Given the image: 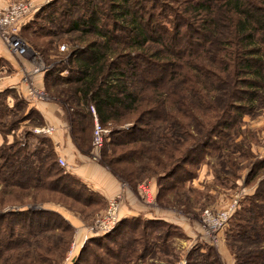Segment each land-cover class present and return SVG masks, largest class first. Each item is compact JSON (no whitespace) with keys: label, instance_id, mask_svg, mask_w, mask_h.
Here are the masks:
<instances>
[{"label":"rangeland","instance_id":"1","mask_svg":"<svg viewBox=\"0 0 264 264\" xmlns=\"http://www.w3.org/2000/svg\"><path fill=\"white\" fill-rule=\"evenodd\" d=\"M18 1H27L34 5L29 15L34 18L29 27L20 30L19 35L31 51L38 53L40 64L47 70L29 76L28 62L13 55L2 42L5 46L0 43V89L6 90L7 95L12 94V91L4 89L6 86H16L19 89L20 102L15 108L19 114L26 110L25 103L21 101L26 102L23 93L27 92L29 84L34 89L43 88L44 98H32L34 101L30 102L49 103L56 109L64 110L62 117L71 132L69 143H72L65 148L67 147V152L71 151L70 153L78 155L74 163L68 154V156L60 154L50 133L47 134L50 141L49 149L55 151L54 156L51 153L50 158L57 160L58 157H63L66 166L62 168L69 173H72L71 166L74 164L81 168L90 164L92 168L89 167V171L98 174L89 175L95 180L92 184L96 186L95 188L102 192L111 188L114 183L116 189L109 200L96 192L97 194L85 196L90 200L81 203L59 196L54 192V187L48 186L47 189L38 192L30 191V195L38 198L36 201L26 198L22 203L12 201L0 208L2 212L17 211L26 207L34 210L46 209L61 216L65 221L64 225L61 220L52 217L56 221L51 223L53 228L47 230L46 234L29 237L30 242L18 245L17 253H22L26 247H31L29 248L31 250H27V254H19L17 264H129L127 262L129 260L132 261L131 264L133 262L134 264H236L228 247V232L233 229V222H237L234 214L228 220L218 241L212 242L208 237L209 228L203 222L202 213L205 210L216 212L225 208L233 198H237V211L247 204L248 197L253 196L258 189H264V102L252 111H247L245 106H241L240 110H229L223 117L227 119L226 123L216 128L215 135L206 142L205 146L195 148V142L203 141L205 132L210 126H205L203 130L195 129L193 120L189 118L196 114L195 111L190 110L185 113L186 117L178 118L180 124L185 127L179 146L181 155H184L174 169L173 177L163 178L159 182L157 176H165L169 167L174 166L180 153H168L169 146L166 145L168 141L165 143V140L161 141L165 149L163 154L162 149L159 150V145L153 140L147 145L137 142L139 135H142L141 140L148 139L145 137L146 134H142L139 130L147 126L142 125L134 130L138 126L134 124L133 127L132 120L128 119L109 121L107 125L102 126L107 130L103 137V145L99 149L94 148L92 137L97 117L93 105L89 104L85 108V105L79 101V96L74 94L75 88H70L58 78L59 75H70L68 69L74 66L73 62H70L74 59L72 58L74 51H88L91 43L99 44L105 40V37L101 36L104 35L103 33L99 35L95 29L88 32L74 29L69 21L79 18L83 12L87 13H84V17L88 16L96 5L101 7L99 12L101 14L98 16L102 20L98 23H108L110 29L108 34L111 36L113 33L111 21L104 15L106 11L103 8L107 6L105 0H92V4L88 5L87 0H0L4 6ZM76 3L80 4L76 5ZM177 5L171 2V7ZM4 6L0 3V7ZM59 10H68L69 15L53 14ZM170 17H173L171 12H166L165 18L170 20ZM166 27L171 29L169 25ZM115 33L113 35L117 37L112 39L111 43L117 48L116 50L129 51L128 36L121 30ZM162 37L166 39L165 35ZM116 41H119V44ZM164 41L167 43L166 40ZM62 45L64 49L60 48ZM173 79L174 85L168 91L181 93L184 87L180 83L181 75H174ZM206 94L208 103L213 105L206 103L204 107L213 106L215 110L210 111L207 118L198 117L202 123L208 121V118L213 121L216 117V120L219 115L217 105L222 107L225 103L224 96L215 91ZM35 95H38L37 91ZM212 96L214 98L217 96L219 100L215 98L214 103ZM174 97L181 98L176 95ZM7 111L6 109L1 116V120L5 123H9L16 116ZM173 111L178 112L176 108ZM75 117L79 119L77 121L79 130L73 132L74 135L72 129L76 127ZM42 120L43 124L38 123L40 120L35 118L36 125L33 127V132L36 128L47 125L43 118ZM24 122L10 133L17 134L20 131L17 135L20 134L22 137L21 135L24 134L22 129L26 126ZM12 140L10 136L5 138L0 135V148L5 149L4 147H7L5 143ZM31 143L33 145L35 140L32 139ZM135 148L141 154L136 152ZM159 152L163 158V165L157 164ZM75 189L86 192L81 186H75ZM111 200L114 202L113 216L116 222L109 231L102 232L97 230L96 221L101 220L107 213ZM126 220L129 221L130 227L135 225V228H138L135 232V237L138 239L132 240L122 236L119 226ZM123 237L125 238L121 241ZM140 240L146 243L148 248L143 252L144 258L135 257L134 253L128 256L126 252L127 258L124 259L123 248L125 246H130L133 250L136 248L137 254ZM193 250L199 253L207 252V259L203 262H195ZM37 253L41 254L35 260L34 256Z\"/></svg>","mask_w":264,"mask_h":264},{"label":"trees","instance_id":"2","mask_svg":"<svg viewBox=\"0 0 264 264\" xmlns=\"http://www.w3.org/2000/svg\"><path fill=\"white\" fill-rule=\"evenodd\" d=\"M171 2L178 5L171 7ZM105 3L104 15L111 21L113 33L108 34V23H98L102 20L98 16L101 7L96 5L88 16L84 17L86 12H83L79 18L69 21L74 29L87 32L95 29L97 34L103 33L101 36L105 40L99 44L91 43L88 51H74V59L70 61L74 66L68 69L70 75H59L58 78L75 88L74 94L79 96L85 108L93 105L101 126L120 119L132 120L133 127L134 124L138 126L134 130L145 125L147 128L139 130L148 139L141 140L142 135H139L137 142L147 145L153 140L159 150L162 149V154L165 149L161 141H168V153L180 154L174 166L166 171L168 173L157 178L159 182L163 178L170 179L184 155H181L179 146L185 127L178 118L186 117L185 113L191 110L196 112L189 117L195 129L210 126L203 141L195 142V148L205 146L215 135L216 128L226 123L227 119L223 117L229 110H240L245 106L247 111H252L264 102V0H105ZM86 4H92V0H87ZM166 12H171L173 17L170 20L165 18ZM58 13L59 16L69 15L68 10L53 14ZM33 18L31 16L21 29L29 27ZM117 30L128 36L129 51H117L111 43L117 37L113 35ZM163 35L166 39L161 38ZM177 74L181 75L180 83L184 86L181 93L168 91L172 89L173 77ZM211 91L224 96L225 103L222 107L217 105L219 115L216 120V117L213 121L208 118L202 123L198 117L207 118V114L215 110L213 106L204 107L206 103L213 105L208 103L206 94ZM6 96V91L0 93V135L6 138L20 123L28 122L22 129V137L17 135L20 131L13 133V140L5 143L7 147L0 148V208L12 201L22 203L26 198L36 201L38 198L30 195V191L38 192L48 186L54 187L59 196L81 203L89 201L85 196L96 192L79 177L64 170L56 159L50 158L55 151H50L46 133L32 131L35 118L43 124L39 112L21 101L26 110L17 114L15 108L20 100L9 108ZM215 98L219 100L217 96ZM215 98L212 96L214 103ZM174 108L178 112L173 111ZM6 109L16 115L9 123L1 120ZM77 121L79 119L75 117L76 127L72 133L79 130ZM32 139L35 140L33 145ZM134 150L141 154L138 149ZM157 164L163 165L160 152ZM75 186L84 187L86 192L75 189ZM233 214L237 222H233V229L228 232V247L236 264H264V189H258L248 197L247 204ZM56 215L46 209L30 207L17 211L0 210V264H17L19 254H27L31 248L26 247L25 251L17 253L18 245L30 242L29 237L46 234L53 228L51 223L56 221L52 217L65 225L63 218ZM119 228L122 236L138 239L135 237L138 228L135 225L130 227L129 221H122ZM138 242L137 254L136 248H123L124 259L127 258L126 252L128 256L134 253L135 257L144 258L143 252L148 248L146 243ZM40 254L37 253L34 259ZM192 254L195 262L207 259V252L193 250ZM127 262L132 263L131 260Z\"/></svg>","mask_w":264,"mask_h":264},{"label":"built area","instance_id":"3","mask_svg":"<svg viewBox=\"0 0 264 264\" xmlns=\"http://www.w3.org/2000/svg\"><path fill=\"white\" fill-rule=\"evenodd\" d=\"M33 6L34 5H32L31 2L18 1L0 8V38L7 45L13 55L28 62L29 69L27 70L29 72V76L44 72L46 69L43 65L40 64L38 53L35 51H31L28 44L19 35L21 27L31 17L29 15ZM60 48L64 49V46L62 45ZM35 91H37L38 95H35ZM26 97H37L39 99H43L44 89H34L30 87L29 84V88L26 92ZM34 131L36 133L50 134L53 131V127L43 126L36 128ZM106 132L107 130L100 124H98V121L95 118L92 137V145L94 148L99 149L102 147L103 137ZM57 161L59 165L66 166V160L63 157H58ZM109 206V210L106 214L103 215L102 219L96 221L97 230H100L102 232L109 231L116 222L113 216L114 202L112 200L110 201ZM237 206V198H233L225 208L217 210L216 212L205 210L202 213L203 222L205 223V226L207 224L209 228L208 237L212 240V242L218 241L220 233L225 229L230 216L236 210Z\"/></svg>","mask_w":264,"mask_h":264},{"label":"crops","instance_id":"4","mask_svg":"<svg viewBox=\"0 0 264 264\" xmlns=\"http://www.w3.org/2000/svg\"><path fill=\"white\" fill-rule=\"evenodd\" d=\"M4 2H7V1H4ZM0 3H1V6H4L3 5L4 3H2V2H0ZM5 6H7V5H5ZM0 8H2V7H0ZM2 42L3 41L0 40L1 45L4 43V42L3 43ZM3 56H4V53H3ZM10 64H12V63H10ZM4 89H10L12 91V94L9 93L5 97V102L8 104L9 108H12L14 106V102L16 100H19L18 99L19 89L16 86H11V85L6 86ZM4 91H6V90L0 89V93L4 92ZM24 96L26 97V92L23 93V97ZM25 100L27 102L28 108L32 107L33 109H35L39 112V114L44 119L45 123L47 124L46 126L53 127L54 130H53L51 135H53L52 138H53L54 143L56 145V150L59 151V153L62 155H65V156L69 155V157L73 160V162L76 161L78 155L74 154L73 152L70 153L71 151L67 152L66 151L67 147L65 148V146H67L69 144L71 145L72 143H69L71 132L69 131L67 124L64 122L65 119L62 117L64 110H62L61 108H58L59 109L58 110V109H56L55 106H51L49 103H37V104H35L33 102H30V101H34L32 98L26 97ZM27 122H28V120L25 121L24 123H27ZM12 135H13V132L7 134L6 138H9V136L11 138ZM89 167L92 168V166L90 164H89V166L87 164V167H83V168H81V166H78L77 164H74L71 166L72 174H74L75 176L79 177L82 181H84L87 184V186L90 187L91 190L101 194V196H103V198H105L106 200H109V198H111V196L115 192L116 184L113 183L111 188H107L101 192L100 190L95 188L96 187L95 185H92V184H94L95 180L90 178L89 175L90 176H96L98 174H95V173L89 171V169H88Z\"/></svg>","mask_w":264,"mask_h":264}]
</instances>
